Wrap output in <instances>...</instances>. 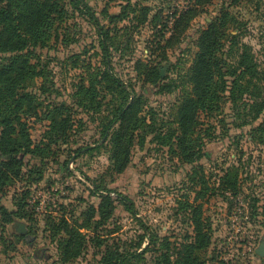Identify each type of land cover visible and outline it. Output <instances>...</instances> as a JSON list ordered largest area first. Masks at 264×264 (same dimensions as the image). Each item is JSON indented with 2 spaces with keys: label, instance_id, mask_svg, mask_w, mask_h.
<instances>
[{
  "label": "rangeland",
  "instance_id": "1",
  "mask_svg": "<svg viewBox=\"0 0 264 264\" xmlns=\"http://www.w3.org/2000/svg\"><path fill=\"white\" fill-rule=\"evenodd\" d=\"M76 1L90 10L60 0L50 34L23 52L36 73L23 90L31 103L18 114L29 148H19L13 172L0 151L8 174L0 182V264H264L256 254L264 214H252L264 209V133L255 132L264 111L250 124H242L243 100L239 114L226 100L217 113H201L196 137L207 156L193 162L175 138L198 39L222 7L244 23L242 39L264 71V0H212L186 29L177 20L194 0ZM89 13L106 30L107 57ZM13 55L0 52V66ZM134 99L138 122L123 124L132 130L118 144L120 122L104 131ZM62 106L70 124L57 137L49 115ZM196 169L210 189L197 200L201 187L188 176ZM228 170L242 191L225 198L217 188ZM198 205L205 247L194 225Z\"/></svg>",
  "mask_w": 264,
  "mask_h": 264
},
{
  "label": "trees",
  "instance_id": "2",
  "mask_svg": "<svg viewBox=\"0 0 264 264\" xmlns=\"http://www.w3.org/2000/svg\"><path fill=\"white\" fill-rule=\"evenodd\" d=\"M244 1L246 0H230L229 6H239ZM59 2L60 0H0V52L14 54L11 63L0 66V124L4 126L0 137V151L5 157L11 156L1 162L6 171L13 172L11 170L15 167V155L19 152V148H29L27 141L21 143V138H25L26 134L25 126L18 114L27 102L31 103L30 97L23 90L36 73L29 62L28 55L23 52L30 43L43 42L47 34H50L51 26H48V23L52 14L61 12ZM70 3L79 10H90L86 3L82 8L80 1L70 0ZM211 4L212 0H194V3L180 15L177 23H183L186 29L189 22L200 13L206 12ZM227 8L222 7L202 31L198 39V52L187 74L192 89L190 93L184 95L177 107L176 124L180 134L175 138L187 162H193L201 153L207 156L203 153L202 143L196 137L201 113L210 115L217 113L226 100L239 114V107L243 100V112L247 111V113L244 115L245 121L242 124H250L264 111V71L260 70L252 47L242 39L245 35L244 23L232 15ZM91 16L107 57L109 47L106 30L96 15L91 14ZM107 76L111 78L115 86L122 88L120 81L110 73H107ZM245 95L249 98L247 103L244 102ZM65 109V106L59 107L49 115L52 121L51 133L57 137L66 135L68 131L70 115H64L62 110ZM138 111L135 99L129 105L125 104L119 115L107 125L104 135H107L113 126L120 122L123 130L116 133L119 144L121 139L127 138L126 135L132 130L130 125L124 127L123 124L127 120L129 124L137 123ZM15 124L20 126L19 132ZM260 131L264 133V123L255 130L259 133ZM120 160L118 156V163ZM125 166L124 163L121 169ZM7 176L8 174L0 168V182L6 180ZM188 176H191L196 186L201 187L196 193V200L205 198L207 191H210L206 175L204 173L199 175L196 169ZM239 181L238 172L228 170L219 178L217 189L225 198L226 192L238 196L242 191ZM201 208L202 206L198 205L194 209V225L198 240L202 247H205L208 243V234L205 232L206 226L201 218ZM252 214L257 216L264 214V209L259 212L257 207H253ZM118 264L123 263L119 260ZM188 264L191 263L188 262Z\"/></svg>",
  "mask_w": 264,
  "mask_h": 264
},
{
  "label": "water",
  "instance_id": "3",
  "mask_svg": "<svg viewBox=\"0 0 264 264\" xmlns=\"http://www.w3.org/2000/svg\"><path fill=\"white\" fill-rule=\"evenodd\" d=\"M21 232L25 233V230L21 229ZM256 254L260 257H264V241L260 244L258 249H256Z\"/></svg>",
  "mask_w": 264,
  "mask_h": 264
}]
</instances>
